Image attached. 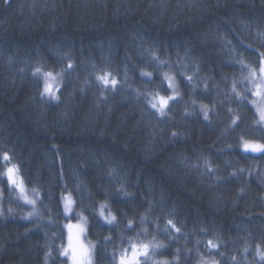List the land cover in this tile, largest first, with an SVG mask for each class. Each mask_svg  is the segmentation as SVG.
<instances>
[{
    "label": "trees",
    "instance_id": "trees-1",
    "mask_svg": "<svg viewBox=\"0 0 264 264\" xmlns=\"http://www.w3.org/2000/svg\"><path fill=\"white\" fill-rule=\"evenodd\" d=\"M261 53L264 0H0V154L40 192L33 210L2 178L0 264H53L66 192L94 264L130 238L163 245L148 264H264V153L242 146L264 143V124L239 63L258 68ZM37 66L62 73L59 99L41 96ZM165 74L178 95L161 116L149 101L173 95Z\"/></svg>",
    "mask_w": 264,
    "mask_h": 264
},
{
    "label": "snow or ice",
    "instance_id": "snow-or-ice-1",
    "mask_svg": "<svg viewBox=\"0 0 264 264\" xmlns=\"http://www.w3.org/2000/svg\"><path fill=\"white\" fill-rule=\"evenodd\" d=\"M7 2V0H5ZM153 59H156L159 64H163L164 61H159V58L152 53ZM241 65V69L247 70L248 75L244 77V79L251 85L250 88L246 89L251 96L258 98L259 104L257 100H252L251 103L256 107L257 113L259 115L258 124H264V53L260 54V58L258 61V68L251 67L249 65L244 64L243 60L239 61ZM71 63L68 64V68H71ZM34 76H43L44 78V87L41 92V96H47L50 99H59L56 93L59 91L58 85L54 82L56 81V77L62 75V73H56L53 75L52 71H42V68L37 66L33 72ZM142 76L151 77L152 73L142 72ZM111 77V78H110ZM165 78L167 74H165ZM97 79L103 83L104 86L111 85L112 88H115L118 84V81L112 76V73L106 72L103 75H98ZM189 80L192 77H188ZM169 88H173V95L170 96H161L157 93L152 99L149 101L151 107L156 109L161 116L165 115V109L168 107L169 101L174 100L175 96L178 93L175 92L174 85L172 83V79L169 78ZM233 92L237 96H241L240 93L236 92V84H233ZM151 95V94H149ZM241 99H247V96H241ZM229 112H232V109H229ZM207 112H205V119H207ZM239 119L236 116L235 119L232 120V124L235 125L237 120ZM242 146L245 152H253V153H264V143H255L250 141H243ZM207 164V161H206ZM6 177V183L11 188L17 189L22 195L24 202L29 205H35L36 201L33 199H29L26 193V187L24 179L20 173V166L16 163H13V156L8 152H4L0 154V183H4L5 181L2 179ZM35 193V190H33ZM243 191V189H241ZM63 210L65 216H69L74 211L75 202L71 199L70 196L62 197ZM106 205H101L99 216L103 218V220L107 224H113L116 221V216L109 214L105 215ZM11 212V209H9ZM34 213L30 212L27 216L23 217L26 220H30L33 217ZM79 215V214H78ZM83 223L79 225L68 224V236H67V244H61L55 252L57 253L56 258L53 259V264H55V259L64 258L62 264H93V257L96 246L89 243H85V233L86 228L85 224L87 223V218L82 215L79 216ZM146 219V218H142ZM133 222L129 220L128 222V230L132 231ZM168 226L171 229H174L176 232H180V229L176 227L173 221L168 220ZM107 241H111V237L105 238ZM209 252L211 253L212 249H217L219 247L218 243L209 240L208 242ZM163 247V245L159 243H155L152 241L144 242L139 239H129L127 241V247L121 246L118 251H113L112 260L114 264H148V261L152 259L157 253L159 248ZM244 253L248 252V248L245 247L243 249ZM53 251L49 250L45 259L47 260L49 257H52ZM223 256V253H220ZM256 255L259 257L260 261H264V250H262L260 245L256 247ZM235 257H232V260L235 261ZM159 264H169L168 261H161ZM201 264H217V262L213 260H204L201 258Z\"/></svg>",
    "mask_w": 264,
    "mask_h": 264
},
{
    "label": "rangeland",
    "instance_id": "rangeland-1",
    "mask_svg": "<svg viewBox=\"0 0 264 264\" xmlns=\"http://www.w3.org/2000/svg\"><path fill=\"white\" fill-rule=\"evenodd\" d=\"M52 72H53V71H52ZM56 73H58V72H53V75H56ZM167 77H168V78H167L168 83H169V78L172 79V83H173V85H174V88H176V82H175V79L173 78V76L168 75ZM41 79H42L43 87H44V78H43V76H41ZM54 83H55L56 85H58V87H59V89H60V87H61V77H60V76H57V77H56V81H55ZM56 95L58 96V92L56 93ZM253 100H257V103H258V104L260 103L259 100H258V98H256V97H254ZM253 106H254V105H253ZM254 108L256 109L255 106H254ZM256 111H257V109H256ZM258 116H259V115H258ZM25 187H26V193H25V195H27V197H28L29 199H33V200L36 201V203H35L34 206H33V205H30V206L32 207L33 210L38 209V202H39L38 200H39V198H40V192H39V189H38L37 187H28L26 184H25ZM13 189H15V188H13ZM33 190H35V193H34ZM12 194L17 195V197L20 198L21 202H24L23 195H22L17 189H15V193H12ZM3 196H4V195H3V191H2V186H1V184H0V211L3 209V208H2V207H3V203L5 202V198H4ZM68 196H70L71 199L74 201V197H73V195H72L71 193L66 192V193L63 194V197H68ZM62 200H63V199H62ZM24 203H25V202H24ZM63 203H64V201H63ZM8 205H11V204L8 203ZM28 205H29V204H28ZM102 205H106V203H102ZM73 208H74V211H75V206H73ZM74 211H73V213H72L71 215L67 216L68 219H67L66 224H65V226H66V230H67V236H68V229H67V225H68V224L79 225V224L83 223L79 217L76 218V219H73V218H72L73 215H74ZM80 215H82L83 217H85L84 214H79L78 216H80ZM105 215H106V216L108 215V213H107L106 211H105ZM84 226H85V228H86V233H85V243L87 244V243L90 242L91 244L94 245V243H93L91 240H89V239L87 238V224H85ZM210 260H212V259H208V261H210ZM93 264H94V257H93Z\"/></svg>",
    "mask_w": 264,
    "mask_h": 264
}]
</instances>
